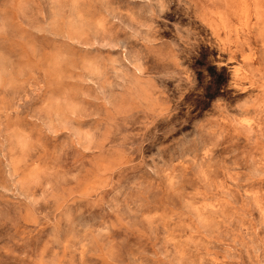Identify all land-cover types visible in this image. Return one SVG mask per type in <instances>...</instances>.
<instances>
[{
  "label": "rangeland",
  "instance_id": "374dc122",
  "mask_svg": "<svg viewBox=\"0 0 264 264\" xmlns=\"http://www.w3.org/2000/svg\"><path fill=\"white\" fill-rule=\"evenodd\" d=\"M0 264H264V0H0Z\"/></svg>",
  "mask_w": 264,
  "mask_h": 264
}]
</instances>
